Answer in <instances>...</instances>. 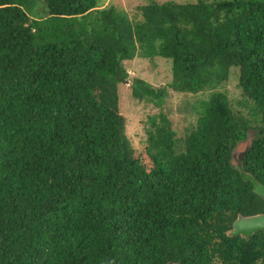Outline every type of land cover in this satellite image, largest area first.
Instances as JSON below:
<instances>
[{
  "label": "trees",
  "instance_id": "16d2710c",
  "mask_svg": "<svg viewBox=\"0 0 264 264\" xmlns=\"http://www.w3.org/2000/svg\"><path fill=\"white\" fill-rule=\"evenodd\" d=\"M38 6V7H37ZM140 18L100 0H0V264H264V213L231 163L264 183V0H150ZM171 60L169 87L208 91L182 137L167 90L135 78L160 111L126 133L118 87L134 57ZM237 68L235 110L222 86Z\"/></svg>",
  "mask_w": 264,
  "mask_h": 264
},
{
  "label": "rangeland",
  "instance_id": "374dc122",
  "mask_svg": "<svg viewBox=\"0 0 264 264\" xmlns=\"http://www.w3.org/2000/svg\"><path fill=\"white\" fill-rule=\"evenodd\" d=\"M150 0H100L102 6L113 4L127 12L130 18H140L138 6L148 3ZM163 2L166 0H156ZM177 2H195L196 0H173ZM212 1V0H209ZM38 7V6H37ZM128 78L119 84V104L122 113L126 117V133L132 146L141 150L146 141V119L148 115L158 113L160 108L152 103L138 101L131 94V82L135 78H140L150 83L155 88L165 87L167 96L161 107L172 122V127L182 137L183 130L196 119L192 106L198 105L200 99L207 98L209 92L198 94L179 93L172 90L169 84L172 80L171 60L163 57L146 59L134 57V59L124 63ZM230 99L231 106L235 110H241L247 114L248 110L242 105H238V100H243V94L237 86V68L231 67L229 79L221 88ZM250 135L253 131H249ZM249 139V138H248ZM241 144V142H239Z\"/></svg>",
  "mask_w": 264,
  "mask_h": 264
},
{
  "label": "water",
  "instance_id": "95a60500",
  "mask_svg": "<svg viewBox=\"0 0 264 264\" xmlns=\"http://www.w3.org/2000/svg\"><path fill=\"white\" fill-rule=\"evenodd\" d=\"M252 135L248 133L247 138L237 144L231 151V163L239 170L244 181L252 183V190L264 200V183H260L254 176L243 169V159L246 151L252 144ZM249 138V139H248ZM264 230V213L243 216L238 214L233 221L231 228L226 232L229 236H241L248 239L256 231ZM167 264H173L169 262Z\"/></svg>",
  "mask_w": 264,
  "mask_h": 264
}]
</instances>
